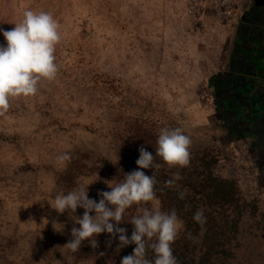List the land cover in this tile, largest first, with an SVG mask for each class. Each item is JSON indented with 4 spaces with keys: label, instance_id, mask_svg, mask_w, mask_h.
Masks as SVG:
<instances>
[{
    "label": "rangeland",
    "instance_id": "obj_1",
    "mask_svg": "<svg viewBox=\"0 0 264 264\" xmlns=\"http://www.w3.org/2000/svg\"><path fill=\"white\" fill-rule=\"evenodd\" d=\"M26 10L50 12L59 22V72L42 80L36 95L12 98L0 113V264H109L91 244L82 256L64 248L84 210L61 214L49 200L87 182L89 197L98 201V192L111 191L107 182L136 170L129 164L135 152L128 124L135 120L190 136L191 162L160 161V167L175 175L198 165L204 149L220 152L216 172L236 178L244 198L264 212L256 141L243 140L237 106L219 98L227 69L220 32L173 14L168 0H0V27L14 28ZM108 77L117 91L109 90ZM65 154L69 159L59 162ZM67 171L75 175L72 184L62 182ZM146 207L154 204L138 209ZM240 229L232 263L264 264L262 225L245 211ZM57 236L69 238L57 242Z\"/></svg>",
    "mask_w": 264,
    "mask_h": 264
},
{
    "label": "clouds",
    "instance_id": "obj_2",
    "mask_svg": "<svg viewBox=\"0 0 264 264\" xmlns=\"http://www.w3.org/2000/svg\"><path fill=\"white\" fill-rule=\"evenodd\" d=\"M60 28L50 12L33 10L24 11L23 19L15 23L14 28L5 30L0 27L5 40L0 43V113L9 109L12 98L34 96L42 80L56 79L59 66L55 53L62 39ZM156 143L155 155L140 147L136 161L138 169L125 173L118 183L107 182L111 191L98 192V201L89 197L92 183L87 182L78 183L70 191H60L49 200L51 207L61 214L68 211L71 215L77 209L84 210L82 216L75 218L79 227L71 229L73 239L64 245L65 249L76 253L85 240L95 247V238L108 233L113 239L118 235L120 248L136 245L133 253L124 256L120 264H178L172 246L184 225L175 210L162 211L159 207L156 172L160 164L157 157L170 167H185L190 161L192 141L182 128L164 127L160 129ZM68 159L66 154L57 157L61 163ZM145 169L154 170L153 174L147 175ZM180 179L177 173L165 185L171 187ZM184 196L185 193H180L181 199ZM149 202L154 204L153 208L146 207L142 214L131 218L134 231L129 238L126 229L117 225L134 204ZM193 220L203 226L206 222L204 210L198 209Z\"/></svg>",
    "mask_w": 264,
    "mask_h": 264
},
{
    "label": "trees",
    "instance_id": "obj_3",
    "mask_svg": "<svg viewBox=\"0 0 264 264\" xmlns=\"http://www.w3.org/2000/svg\"><path fill=\"white\" fill-rule=\"evenodd\" d=\"M107 80L109 90L117 91L119 87L114 79L108 77ZM219 98L222 99L221 94ZM128 124L133 130L131 145L135 152L131 158L129 157V164L138 169L136 161L140 155V147H145L155 155L161 126L148 120H135ZM220 157V152L204 149L199 155L200 163L192 169H181L179 171L181 179L171 187H167L165 182L174 177L172 170L168 171L165 165H161L156 172L158 180L156 197L160 209L175 210L184 225L183 232L172 246L178 264H233L232 260L235 258L239 243L240 222L245 211L264 229V212L260 211L257 201L244 198L243 189L236 178L223 177L216 172ZM160 161L162 164L163 160L157 157V162ZM144 171L150 176V172L154 170ZM61 179L63 184H72L75 175L67 171ZM182 192L185 193L184 199L180 198ZM138 206L139 204H134L129 208L122 222L117 225L126 229L129 238L134 231L131 218L142 214ZM198 209L204 210L206 222L203 226L193 220V215ZM258 216L261 218L258 219ZM112 223L115 225V221ZM68 238L57 236L53 239L57 242H67ZM95 239L97 241L95 248L104 253L109 264H120L121 259L132 254L136 246L132 244L120 248L118 235L113 239L108 233H102ZM89 246L90 243L86 246L81 245L78 255L85 254Z\"/></svg>",
    "mask_w": 264,
    "mask_h": 264
},
{
    "label": "crops",
    "instance_id": "obj_4",
    "mask_svg": "<svg viewBox=\"0 0 264 264\" xmlns=\"http://www.w3.org/2000/svg\"><path fill=\"white\" fill-rule=\"evenodd\" d=\"M239 16V22L220 35L222 65H227L220 94L227 104L237 102L243 140L249 138L251 145L256 141L264 174V0L244 3Z\"/></svg>",
    "mask_w": 264,
    "mask_h": 264
},
{
    "label": "built area",
    "instance_id": "obj_5",
    "mask_svg": "<svg viewBox=\"0 0 264 264\" xmlns=\"http://www.w3.org/2000/svg\"><path fill=\"white\" fill-rule=\"evenodd\" d=\"M258 0H168L173 14H180L206 31L220 32L232 29L240 19L239 9L244 3Z\"/></svg>",
    "mask_w": 264,
    "mask_h": 264
},
{
    "label": "flooded vegetation",
    "instance_id": "obj_6",
    "mask_svg": "<svg viewBox=\"0 0 264 264\" xmlns=\"http://www.w3.org/2000/svg\"><path fill=\"white\" fill-rule=\"evenodd\" d=\"M232 104H234V105L237 106V102H234V103L232 102ZM237 107H238V106H237ZM237 107H235V108H237ZM235 108H232V110L236 111L235 115L238 116V114H239V109H238V108L235 109ZM223 111H224V113H226V111L229 112L230 110H229V108H228V109H226V110L223 109ZM226 115H227V114H226ZM241 132H242V131H241Z\"/></svg>",
    "mask_w": 264,
    "mask_h": 264
}]
</instances>
